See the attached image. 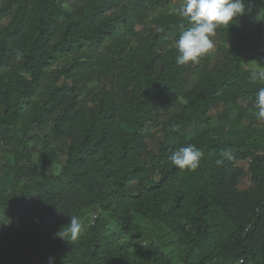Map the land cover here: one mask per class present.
Returning a JSON list of instances; mask_svg holds the SVG:
<instances>
[{
  "label": "trees",
  "instance_id": "16d2710c",
  "mask_svg": "<svg viewBox=\"0 0 264 264\" xmlns=\"http://www.w3.org/2000/svg\"><path fill=\"white\" fill-rule=\"evenodd\" d=\"M183 3L0 0V264H264V0L178 65ZM189 145L196 170L170 160Z\"/></svg>",
  "mask_w": 264,
  "mask_h": 264
},
{
  "label": "clouds",
  "instance_id": "9594fccd",
  "mask_svg": "<svg viewBox=\"0 0 264 264\" xmlns=\"http://www.w3.org/2000/svg\"><path fill=\"white\" fill-rule=\"evenodd\" d=\"M176 14L186 18L189 26L180 34L177 41L178 55L175 62L185 65L196 62L210 53L215 47L213 37L221 26H228L244 15L248 8L246 0H184V3L175 10ZM19 58V54H17ZM253 82L264 83V70L251 72ZM256 116L264 120V87L257 91L254 101ZM221 155L231 159L229 150L222 151ZM203 157V152L194 145L181 147L175 151L170 160L180 169L196 170ZM84 229V224L77 216H71L70 223L60 229L56 235L67 241H76ZM49 264H54V258H49Z\"/></svg>",
  "mask_w": 264,
  "mask_h": 264
},
{
  "label": "rangeland",
  "instance_id": "374dc122",
  "mask_svg": "<svg viewBox=\"0 0 264 264\" xmlns=\"http://www.w3.org/2000/svg\"><path fill=\"white\" fill-rule=\"evenodd\" d=\"M9 21V19H3L2 20V24H6ZM264 41V40H263ZM95 52L90 49V50H85L84 52H81L79 54H70L68 56H64L61 57L56 64L54 65L55 68L61 69L63 66H65L69 61H71L74 57H84V56H92L94 55ZM9 149V146H2L0 147V162H4L6 160V156H7V151ZM243 166H245L246 168L248 167L247 162H242L241 163ZM60 164H56L55 165V169L59 170L60 169ZM250 185V179L249 177H245L240 184L241 188H246ZM82 223L84 224V229L82 231V233L80 234V236L82 234H84V232L87 230V228L89 227V225L92 223V218H90L88 221H82ZM79 236V237H80ZM149 239H150V235H146L144 238L142 239H138V240H132L128 237H124L122 239L123 242L128 244L129 250L132 253H143L147 250L148 248V244H149ZM67 253L66 250L61 251L60 253H58L55 257H54V264H60V262L62 261L61 259L63 258V256Z\"/></svg>",
  "mask_w": 264,
  "mask_h": 264
}]
</instances>
